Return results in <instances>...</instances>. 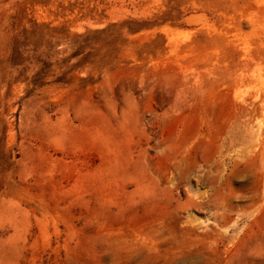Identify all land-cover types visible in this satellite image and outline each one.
I'll list each match as a JSON object with an SVG mask.
<instances>
[{"label":"rangeland","instance_id":"374dc122","mask_svg":"<svg viewBox=\"0 0 264 264\" xmlns=\"http://www.w3.org/2000/svg\"><path fill=\"white\" fill-rule=\"evenodd\" d=\"M0 264H264V0H0Z\"/></svg>","mask_w":264,"mask_h":264}]
</instances>
